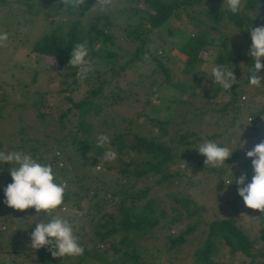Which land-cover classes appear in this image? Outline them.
Returning <instances> with one entry per match:
<instances>
[{"label": "trees", "instance_id": "obj_1", "mask_svg": "<svg viewBox=\"0 0 264 264\" xmlns=\"http://www.w3.org/2000/svg\"><path fill=\"white\" fill-rule=\"evenodd\" d=\"M6 1L0 0V3ZM13 1L21 8L22 13L29 12L36 15L42 12L45 17L50 16V6L60 8L58 14L62 18L50 21L49 30L38 37L31 51L38 56L51 58L62 68L63 73L72 79L71 83H66L65 89H69L71 84L78 82L79 79L91 84V88L75 102L71 100L70 95L67 97L77 110L76 131L75 133L68 132L69 141L65 139L67 133L63 135V127L64 119L71 109L61 112L57 122L52 120L50 112L45 115L46 111L38 107L34 108L35 112L37 110L40 112L32 119L18 120L20 126L18 125L19 127L17 126L18 128L12 131L8 146L30 154L41 164L51 165L55 177L54 182L63 184L65 192L62 205L51 212L37 213L34 208L31 209V213L26 214L24 210L10 208L4 203L6 199L4 188L13 182L9 172L11 164H0V209L5 208L4 213L8 214V217L4 218V223L16 218L20 223H24L32 233L36 223L48 222L56 215L66 217L69 222L71 219L67 218L68 214L72 218H78L77 213L82 210L80 204L82 195H79L80 187L76 184L77 181H82L89 176L101 185L100 187L93 186L91 189L93 197L103 198L106 204H114L115 211L101 212L98 203L92 204L97 216L86 219L91 224L90 231H85L83 228L85 222L80 221L81 229L79 233L74 234L84 249L82 255L54 258L48 247L34 250L30 247V234L22 237L25 245L18 254L3 252L1 248L4 246L0 242V264H21L18 258L29 260L32 255L35 258L34 262L38 264H218L217 257L222 250L220 241L228 247V252L231 254L239 252V254L248 256L250 261L245 264H264V213L246 207L243 198L238 193L239 186L235 183L241 171L247 173L246 183L251 182L254 175L252 161L246 156L245 149L241 145L242 137L237 146L231 149L233 155L227 164L219 169L212 168L214 174L220 177L217 182L220 189L225 186L222 184L223 175L234 177L232 186H226L229 192L233 190V195L227 193L226 203L218 208L219 214L223 212V209H230L232 212L230 214L223 212V215L215 213V216L206 222V237L194 245L195 248L191 254L183 255L187 250L184 247L188 244L187 237L195 231L198 224V221L188 223L183 230L179 231L182 227L183 216L186 219L196 217L197 209L190 206L191 199L187 195H177L175 192L171 195L167 194V197L177 200L186 211L183 215L180 210L170 207L174 211V215H170L164 207L159 206L158 198L147 199L152 185L141 184L137 187L135 183L138 179L147 181L151 177H156L155 185L165 187L171 184L169 178L191 177V174H183L179 169L171 171L170 168L172 165L183 162L187 164L191 160L199 161L187 165V168L191 166L194 168L190 171L196 170L198 165L203 166L200 158L206 160V157L198 152L196 149L198 146L194 145L195 142L204 139L214 141L216 137L223 135L215 133L204 137L200 133L191 131L188 135L183 133L175 137L172 134L178 132V122L175 123L171 119L173 116L166 113V118L160 117L159 119V116L155 115L148 119L149 122L159 124L155 134L151 133L146 136L138 128L135 133L128 130L127 132L131 133V142H126L124 133L114 131V137L108 140L104 147H97V137L90 122L92 116L99 115L108 107V114L110 113L114 103L108 101L107 91L113 83L118 84V77L125 70L135 67L139 69L138 66H143L145 63L154 64L151 73L147 76L154 79L151 84L154 87L152 93L155 97L162 88L175 87L171 81L173 69L169 67L168 62L169 54L176 50L186 55L187 65L195 66L203 62H214L215 66L224 65L229 70L238 68L239 65L246 66V76L240 78L244 86L236 89L232 86L230 90H224L211 78L210 88L199 99L204 104L194 107L193 102L182 99V96H176L173 98L176 109L187 112L193 106V109L197 111V117L202 118L211 111L210 107L207 108L210 102L221 91H226L230 93V99L224 104L223 110L230 107L234 109L231 126L234 127L237 124L240 128H244L245 133L251 131L263 134L264 104L261 109L255 110L250 104L242 103L240 95L247 90L245 86L249 84V70L254 66V58L246 53V51L249 52L252 44L248 27L260 25L258 18L264 16V0H242L243 11L238 15L230 12L224 0H116L117 2L123 1L126 6L117 10L115 6H112L106 12H98L95 15L91 9L96 0H87L78 12L64 8L58 0ZM118 5L120 6L119 3ZM184 19L188 20L187 22L194 31L188 33L182 28L169 29V34L177 37L175 44H170L171 41L157 33V41H161L154 51L152 43L155 39H152L151 35L155 30L158 32L165 24L171 21L180 22ZM78 42H87L88 59L92 63L94 58L103 61V69L94 67L87 78H78L76 75L78 69L68 64L72 49ZM160 47H163V52L160 53L162 55L158 54ZM205 47L213 51V57L209 61L200 56V52ZM156 74L162 75L163 80L157 81ZM189 90L193 96L200 95L196 89ZM245 110L251 118L249 121L246 117H241ZM132 121L130 118L127 119L128 123ZM181 122L186 123L187 121L181 119ZM33 131H43L45 134L42 138L31 137L29 132ZM189 137L194 139L190 140ZM2 146L0 143V149ZM109 146L118 154L114 161L121 162V167H118L119 175L115 177L114 184H112L114 179H111L109 174L105 177L114 167L111 161L103 160V155ZM123 155L126 159H123ZM61 159L65 163L60 162ZM83 160L86 161L87 166L81 170V177L78 180L73 179L69 171L72 168L77 176L76 169H81L80 165L83 164ZM96 164H101L103 170L95 171ZM130 167H133L132 172H130ZM122 177L125 178L124 181L118 182ZM237 213L246 214L245 219L239 217ZM31 217H33V222H29ZM255 224L261 225L259 234L251 236L246 229ZM173 229L179 232L176 230V233L174 231L171 233ZM19 230L20 227L14 228L12 235L17 234L19 237ZM1 236L0 228V238ZM152 237L163 240L161 249L163 253L160 255L159 251L155 250L160 257V262L155 261V255L152 252L150 255L147 254L149 243L147 241ZM258 240L263 244L254 248ZM17 243L18 240L10 245L16 247ZM258 257H261L260 260ZM151 258L153 261H149Z\"/></svg>", "mask_w": 264, "mask_h": 264}, {"label": "rangeland", "instance_id": "obj_2", "mask_svg": "<svg viewBox=\"0 0 264 264\" xmlns=\"http://www.w3.org/2000/svg\"><path fill=\"white\" fill-rule=\"evenodd\" d=\"M95 4L96 2L92 5L93 8L91 9V12L94 15L98 12H106L100 11ZM112 6H115L117 10L125 7L126 4L123 1L117 2L116 0H113L111 7ZM20 10L21 8H19L13 0H7L5 3H0V32H6L9 36L5 46H0V143L3 145L0 151L5 152L17 151L16 148L8 146L10 135L19 125L18 120L26 121L32 119L35 114L40 112L38 110L35 112V107H38L42 111H46L45 115L50 112L52 114V120H55L56 122L58 115L61 112H66L68 109H71L67 117L64 119L63 127V135L67 133L65 139L69 141L70 136L68 132L72 131V133H75V122L77 121V110L73 107L72 101L75 102L80 99L83 94L91 88V84L86 83L83 79H79L78 82L72 83L69 89H65L66 83H71L72 79L67 77L66 74L63 73L62 68H60L51 58L40 55L38 56L31 51V48L38 37L49 30L50 21L62 18V16L58 14L60 8L57 6H50L49 17H45L42 12L33 15L29 12L22 13ZM258 19L260 25L257 27L264 25V16L259 17ZM187 21L188 20L186 19L180 22L171 21V23L165 24L164 27L159 29L158 32L155 30L154 34L151 35V38L155 39L152 43L154 51H156L155 47H159V41H161H157V33L168 39V41H171L170 44H175L177 37L176 35L171 36L168 31L169 29L175 30L176 28H182L183 30L186 29L188 33L193 32V27L190 26ZM213 32L216 33L215 31ZM161 51L163 52V47H160V50L158 51L159 55H162L160 54ZM246 53L248 55L249 52L246 51ZM212 54L213 51L209 47H205L200 52V56L208 61L212 59ZM169 57L170 60L168 65L173 69L171 73V81L174 83L175 87L162 88L160 92L158 91L157 97L152 93L154 87L151 82L154 79L147 76L151 73L154 64L145 63L143 66H138L139 69H136L135 67L120 73L118 84L113 83L107 91L108 101L114 103L110 109V113L108 114V107L99 115L92 116L90 121L97 138L100 135H105L108 137V140H110L115 135L114 131H118L124 133V140L126 142H131V133H128L127 131L131 130L132 133H135L137 128L146 136L151 133L155 134L159 124L157 122H149L148 119L155 117V115L159 116V119L160 117L166 118L165 116L167 113L173 116L171 119L175 123L178 122V132L172 134L175 137L183 133L188 135L191 131L200 133L204 137L205 135L221 133L223 136L216 137L214 142L222 146H228L231 149L237 146V143L241 141L242 137L243 140L241 141V145H244L243 148L245 149V153L248 150H251L252 147L258 144L261 140H264V132L263 134H256L251 131L245 133L244 128H240L237 124H235L234 127L231 126V118L234 114V109L230 107L227 110H223L224 104L230 99L229 92L221 91L209 105L207 104V108L210 107L211 111L205 114L202 118L197 117V111L193 108L199 107L203 103L199 99L203 96L204 92L210 88L212 83L210 77L211 68L215 66V64L214 62H203L195 66H192L191 64L187 65L186 55L176 50H173L171 54H169ZM93 65L94 67H101L103 69L102 59L94 58ZM197 66L198 68H196ZM232 71L236 76V84L233 85V88L236 89L244 86V83L240 78L246 76V66L243 67L242 65H239L238 68H233ZM204 75L205 77L203 78ZM260 75L264 76V69L261 70ZM155 77L158 78L157 81L163 80L162 75L156 74ZM92 82L94 81L92 80ZM245 87H247V90L240 95L242 103L250 104L251 108L255 110L261 109L264 104V83L262 82V86L259 88L250 86V84ZM189 89H196L200 95L193 96ZM68 95L71 96L72 101L67 99ZM176 96H182V99L193 102L194 107L191 106L190 110L187 112H183L181 109H176L173 102V98ZM243 107L245 108V106ZM242 115L243 116L241 117H246L247 121L251 119L250 116L247 115L246 110ZM129 118L133 120V123L127 122V119ZM122 119L124 121H122ZM181 119L186 120L187 122L183 123L181 122ZM44 134L45 132L43 131L29 132L31 137L35 136L38 138H42ZM242 135L247 136L243 137ZM189 139L193 140L194 138L189 137ZM233 139L236 140V143H232ZM203 141L204 140L197 141L194 145L199 146ZM248 141L252 144H249ZM109 148L112 150L111 146H109ZM193 156H195V154ZM122 157L123 159H126L125 155ZM229 160L230 157L225 163L227 164ZM198 161L199 160H191L187 164L183 162L172 165L170 168L171 171L179 169L181 173L191 174L192 176H185V178L180 179L169 178L171 184L165 187L155 185L154 180L156 177H151L147 181L138 179L135 183L137 187L141 186V184L144 186L152 185L147 199L150 200V197L158 198L159 206L161 205L164 207L170 215H174V211L173 209H170V207L180 210L183 215H185L186 211L177 200H173V198H169L166 195H171L175 192L177 195L189 196L192 201L190 206L197 209V214L195 218L186 219L183 216L181 222L182 227L179 231L183 230L188 223L198 221V224L195 231L187 237L188 244L184 245L187 250H185L183 255L191 254L195 248L194 245L206 237V222L211 220L215 216V213L219 214L218 208L223 206L227 200V198L225 199V195L227 193L233 195V190L232 192H229V189L226 188L228 185L232 186V183L234 182L233 176L226 177L223 175L222 179H224V181L222 184L225 186L220 189L217 186L220 177H217L216 174H214L215 172L212 168L206 167L205 159L200 158V161H203V166L198 165V168L193 170V172L190 171L194 169L192 166L187 168V165L194 164V162ZM60 162L65 163L63 159H61ZM120 163L121 162L119 161H111V164L114 165V167L109 170L105 176L107 177L109 174L111 179H114L112 180V184L115 183V177L119 175L118 167H121ZM80 166L81 169H76L77 176L74 174L72 168V172L69 171V175L73 179L77 178L78 180L81 177V170L87 166L86 161L83 160V164ZM129 169L130 172L133 171V167H130ZM102 170L103 167L101 164L95 165V171ZM124 179L125 178L122 177L118 182H123ZM77 185L80 187L78 193L79 195H82L80 201L82 210H79L77 213L78 218H72L69 214L67 216V218L69 217L68 219H71L69 223L73 227L74 234L76 232L79 233V230L81 229L80 221L85 222L83 227L84 230L90 231L91 224L88 223L86 219L97 216L96 209L92 207V204L98 203L101 207V212L115 211L114 204H106L103 198L99 199L98 197H93L91 189H93V186L95 185L99 187L101 185L96 183L94 179H91L90 176L82 181H77L76 186ZM86 188H88V190ZM84 193H87L88 195L85 196L83 195ZM31 209L33 210L34 208H29L24 210V212L26 214L31 213ZM5 210V208L0 209V228L2 231L0 242L2 246H4V248L1 249L5 253L13 252L18 254L19 251L23 250V245H25V243L22 242V237H27L31 234V231L24 225V223H20L16 218L4 223V218L8 217V214L4 213ZM224 210L225 209H223V212L226 214L232 212L230 209ZM223 212L219 215H223ZM238 215L243 219L246 217V214L242 215L239 213ZM61 218L66 219V217L63 216H61ZM29 222H33V217L29 219ZM16 227H20L19 237L17 234L12 235V231ZM260 227V224H255L253 227L246 230L249 235L257 236ZM176 230L177 229L171 230V233H173V231L176 233ZM246 230L244 229V231ZM16 240H18L17 246H11L10 243L14 244ZM147 242H149L147 245V254L150 255L152 252L155 255V261L160 262V257L155 250H158L160 255L163 253L161 250L163 248V240L161 238L156 239L152 237ZM221 242L222 241H220L219 244L222 246V250L217 257L218 264H245L250 261L248 256L239 254V252L231 254L228 252V247ZM262 244L263 243L258 240L254 248L262 246ZM141 255L143 256V254ZM260 258L261 257H258V260H260ZM17 260L20 261L21 264H38L37 262H34V255H32L29 260L21 257ZM66 261L69 262L68 259H66ZM149 261H153V258Z\"/></svg>", "mask_w": 264, "mask_h": 264}, {"label": "clouds", "instance_id": "obj_3", "mask_svg": "<svg viewBox=\"0 0 264 264\" xmlns=\"http://www.w3.org/2000/svg\"><path fill=\"white\" fill-rule=\"evenodd\" d=\"M58 2L63 4L64 8L78 12L87 0H58ZM112 2L113 0H96L95 6L100 11H106L111 7ZM225 3L234 15L243 11L242 0H224ZM248 29H250L252 40L248 55L254 58V66L250 67L248 79L250 86L259 88L264 82V76L260 75L261 70L264 69V63H262V59H264V25L259 27L251 25ZM8 38V33L0 32V46H5ZM88 56L87 42L76 43L68 64L72 68L78 69V78H87L88 74L94 70V65ZM210 77L224 90H230L236 84L234 72L224 65L213 66ZM107 143V136H98L97 147H104ZM232 143H236V140L233 139ZM196 149L206 157V167L213 169L221 168L226 164V160L233 155V150L230 147L220 146L208 139H204ZM117 155L115 151L108 148L103 155V160L114 161L117 159ZM246 156L252 161L254 175L251 182L248 183H246L247 173H242L238 179H235V183L239 186L238 193L247 208L260 210L264 213V140L248 150ZM0 164H11L9 172L13 182L4 188L6 196L4 203L8 207L21 211L35 208L36 212L40 213L41 211L51 212L62 205L65 187L63 184L54 182L55 177L51 165L41 164L30 154H25L22 151H0ZM30 247L34 250L48 247L54 258L79 256L84 252L69 221L59 215L53 216L48 222L36 223L35 229L31 233Z\"/></svg>", "mask_w": 264, "mask_h": 264}]
</instances>
